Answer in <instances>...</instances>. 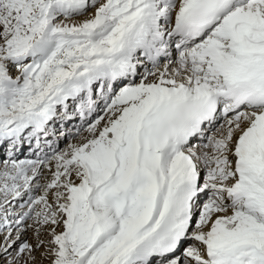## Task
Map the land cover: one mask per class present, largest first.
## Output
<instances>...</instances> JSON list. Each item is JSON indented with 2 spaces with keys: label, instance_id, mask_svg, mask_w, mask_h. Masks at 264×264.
Here are the masks:
<instances>
[{
  "label": "snow or ice",
  "instance_id": "1",
  "mask_svg": "<svg viewBox=\"0 0 264 264\" xmlns=\"http://www.w3.org/2000/svg\"><path fill=\"white\" fill-rule=\"evenodd\" d=\"M0 264H264V0H0Z\"/></svg>",
  "mask_w": 264,
  "mask_h": 264
}]
</instances>
